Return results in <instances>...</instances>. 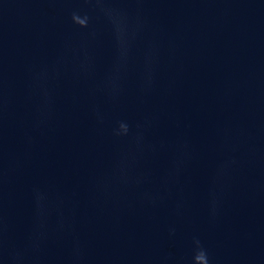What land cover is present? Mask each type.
I'll return each instance as SVG.
<instances>
[{
    "label": "water",
    "instance_id": "95a60500",
    "mask_svg": "<svg viewBox=\"0 0 264 264\" xmlns=\"http://www.w3.org/2000/svg\"><path fill=\"white\" fill-rule=\"evenodd\" d=\"M0 264H264V0H0Z\"/></svg>",
    "mask_w": 264,
    "mask_h": 264
}]
</instances>
